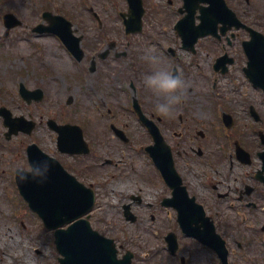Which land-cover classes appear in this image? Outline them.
<instances>
[{"label":"rangeland","instance_id":"1","mask_svg":"<svg viewBox=\"0 0 264 264\" xmlns=\"http://www.w3.org/2000/svg\"><path fill=\"white\" fill-rule=\"evenodd\" d=\"M226 1L240 19L264 33V0ZM106 3L107 11L102 15L107 27L106 48L112 54H129L138 62L133 74L126 72L121 76L122 83H119V68L116 75L106 77L107 72L98 63L93 75L89 73L92 52L98 47L97 41L95 46L86 45L90 41L84 42L87 56L82 63L75 61L52 36H32L31 41H21L15 45L16 51L0 50V105H6L4 100L14 97L16 101L11 103L18 108L9 107L17 115L27 118L32 115L31 118L38 123L32 136L13 138L8 143L9 149L0 144V264H59L53 233L43 227L39 217L29 209L16 189L14 173L10 172L14 167L30 169L21 147L31 142H36L48 154L60 158L62 163L71 160L60 157L57 152L56 135L47 125L49 119L84 128L87 139L95 149L91 158L86 159L94 167L87 181L95 184L97 192V203L90 217L92 226L102 234L127 241L126 245L137 251L140 258H146L148 253L158 249L157 245L162 246L156 240L163 233L164 236L168 234L167 230L164 232L158 227L161 222H157L156 226L160 235L151 234L149 229L154 224L148 218L151 210L147 203L154 205L156 200L171 195V191L161 181L157 184L150 179L155 177V170L150 167V159L144 150V146L150 143V137L136 116L128 110L134 98L138 99L148 117L161 113L170 116L169 123L159 126L174 146L176 167L180 171L188 169L200 177L204 171L228 172L226 170L230 165L222 162L224 154L221 150L226 149V141L232 143L234 149V137L239 133H242L239 140L247 150L252 149L254 153L258 148V132H264V93L252 86L243 71L247 59L242 42L249 39L248 32L232 30L235 37L231 38L230 47L225 40L217 43L213 37L202 38L196 45V52L192 53L182 48L181 39L174 29L181 18L178 9L183 5L182 0H144L143 31L130 36L125 35L120 17L122 12L128 11L127 1L106 0ZM72 16L78 19L77 14ZM169 49H173L175 54H171ZM224 50L230 51L235 63L226 75H221L214 71L213 66ZM175 68L182 84L174 92H164L145 83L146 75L160 70L173 73ZM18 81L29 89L41 88L45 93L42 102L28 105L21 101L15 90ZM172 96H179V100L170 104L167 111L159 110L158 103L167 102ZM70 98L72 103L68 105ZM109 106L116 109V123L130 136V144L115 140L112 133L107 131L109 121H112L106 110ZM251 106L260 113L262 122H254L249 111ZM224 111L234 118L232 133L223 129L221 119ZM182 113L186 119V131L180 129L178 124ZM5 131L0 120L2 139ZM182 131H185V135L177 140L175 133ZM199 132L204 136H200ZM199 149L203 151L201 157L198 155ZM177 152L182 155H177ZM107 154H115L114 159L121 161L120 167L102 172L98 167ZM253 156L256 158L255 154ZM189 158L190 167L185 161ZM207 159L209 162L217 161L216 169L204 164ZM256 167H260L258 160L250 167L237 164L234 170L242 174L253 172ZM111 174L115 176L113 180L110 179ZM191 181L198 184L199 180L193 176ZM131 195L143 199L142 204L133 205L136 215L141 216L136 223L127 222L123 217L122 206L130 203ZM164 216V219L167 218L166 214ZM136 264L146 263L140 261Z\"/></svg>","mask_w":264,"mask_h":264},{"label":"flooded vegetation","instance_id":"2","mask_svg":"<svg viewBox=\"0 0 264 264\" xmlns=\"http://www.w3.org/2000/svg\"><path fill=\"white\" fill-rule=\"evenodd\" d=\"M106 11V0H0V50L16 51L14 47L19 42L32 36L39 38L47 34L43 32L47 31L50 26L49 19L52 15H60L70 21L76 20L74 27L78 32L81 31L79 35L82 37L83 43L90 41V45H95L98 40L101 44L105 40V31L103 30L105 17L103 18L102 15ZM74 13L78 15V19L72 16ZM45 14H48L47 18L44 17ZM6 15L14 17L6 21ZM90 15H93L96 21L93 24L90 21ZM96 24L99 30L104 31L103 33L102 31L96 32L94 27ZM229 44L231 45V43ZM4 45L5 48H3ZM112 57L115 58L114 61L108 59V63L105 60L104 70L111 71L112 63L110 62L119 65L118 59L127 57V55L116 53ZM167 114L163 113V116L157 117L160 125L170 122L171 118L170 116L166 117ZM182 121L183 119H181ZM208 162L209 160H206V163ZM107 164L113 165L114 168L120 165L119 163L114 164L112 156ZM101 171H105V167H102ZM235 173L232 171L222 173L204 171L200 177L190 170L180 171L184 185L203 208L184 201L185 210L196 221L191 224V228L198 232H208L210 224H212L226 241L229 250L227 263L222 261L215 249L204 245L200 240L188 236L183 231L177 220L178 210L173 206L168 210L156 207L148 215L149 220L154 224L151 227L152 230H157L155 223L161 222L158 227L164 232L167 230L168 234L171 232L180 234V236L178 235L177 252L174 253L171 250L166 238L163 237L165 245L158 246V249L148 253L146 258H140L139 253L134 252L132 264L140 261L146 264H264V183L259 181L256 171L244 174ZM84 175L86 176V174ZM193 176L198 178V184L191 181ZM114 178L115 176L112 175L110 179ZM155 178L157 177L152 179ZM217 178H221V180ZM132 199L134 203H142L141 197L137 199L132 197ZM203 210L207 219L203 215ZM164 213L167 216L165 219L163 218L165 217ZM137 217L139 219L141 216H136V220ZM172 218H174L173 223L171 222ZM157 232L159 233V231ZM103 235L108 236L107 234ZM112 239L118 249V259L124 258L131 251L125 247L127 241Z\"/></svg>","mask_w":264,"mask_h":264},{"label":"water","instance_id":"3","mask_svg":"<svg viewBox=\"0 0 264 264\" xmlns=\"http://www.w3.org/2000/svg\"><path fill=\"white\" fill-rule=\"evenodd\" d=\"M130 3L129 19L125 20L127 32H137L142 29V16L144 13L141 0H128ZM187 15L182 19L177 29L183 38L184 48L194 51V46L200 37L207 35H218V25L221 23L222 33L233 26L241 28L242 25L235 14L228 8L224 0H184ZM209 4L208 7L200 4ZM199 9L201 20L199 25L195 24L196 10ZM62 31L64 26L56 24ZM66 31L69 26L65 27ZM251 40L244 42V49L249 59L248 68L245 69L247 76L255 86L264 90V36L249 28ZM73 43H71L72 45ZM78 42L72 46L77 48ZM218 69L224 64V59L218 60ZM223 72H226L224 70ZM252 113H255L252 108ZM60 147L71 153L80 152L77 148L85 146L83 134L76 126H65L59 128ZM154 157L158 166L165 172L174 171L172 152L169 146L157 139ZM86 147V146H85ZM88 152V149L85 150ZM35 161V162H34ZM34 169L41 171L38 175L24 174L18 178L20 189L29 201L33 210L43 218L46 226L50 229H58L65 224L74 222L88 213L94 206L95 196L91 190L78 184L70 177L54 159H49L42 153L37 152L32 159ZM175 175V174H174ZM178 178L172 184L174 187V198L172 201H193L188 199L184 188H181ZM181 203V202H180ZM185 220V219H184ZM214 237H216L214 235ZM57 245L60 253L65 257L62 264H113L114 250L106 239L93 232L87 220H79L72 224L68 230L56 231ZM217 238V237H216ZM215 239V247L225 253L224 244ZM210 244V243H209Z\"/></svg>","mask_w":264,"mask_h":264},{"label":"clouds","instance_id":"4","mask_svg":"<svg viewBox=\"0 0 264 264\" xmlns=\"http://www.w3.org/2000/svg\"><path fill=\"white\" fill-rule=\"evenodd\" d=\"M153 59H155L153 57ZM145 83L150 87H155L164 92H174L181 84L182 80L178 74H173L167 70H160L152 74H148L144 77ZM179 100V96H172L167 102L158 103L157 107L161 111H167L170 104L175 103ZM34 174H39L40 169L36 168L33 170Z\"/></svg>","mask_w":264,"mask_h":264}]
</instances>
